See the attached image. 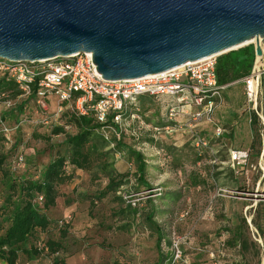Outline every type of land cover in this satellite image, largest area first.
<instances>
[{"label": "rangeland", "instance_id": "obj_1", "mask_svg": "<svg viewBox=\"0 0 264 264\" xmlns=\"http://www.w3.org/2000/svg\"><path fill=\"white\" fill-rule=\"evenodd\" d=\"M259 44L264 67V41ZM261 91L256 109L263 119L247 102L243 83L234 81L224 87L220 106L224 102L229 106L220 108L222 116L213 114L224 132L219 138L207 137L204 148H196L182 130L155 133L148 125L170 122L161 115L160 102L141 98L139 115L147 126L137 119L119 140L112 132L104 134L110 150L106 161L122 175L123 183L106 190L107 175L97 162L90 169L67 166L70 176L58 186L55 205L46 211L52 223L30 241L37 249L48 239L59 241L62 248L51 253L44 246L36 255L20 253L17 264H54L56 259L65 264H155L161 255L165 257L162 264H264V238L257 232V223L264 228V82ZM23 98L14 99V106L4 111L9 131L0 132V156L6 157L5 167L14 177L37 172L64 150L63 133L50 135L48 140L41 135L55 126L75 131L64 116L71 110L65 105L59 110L53 94L45 108L35 96L25 99L21 111ZM160 101L176 102L177 98L164 95ZM211 122L195 125L209 127ZM97 131L101 135L108 130ZM116 141L143 155L145 179L151 188L138 184L135 164L114 149ZM236 147L248 150L249 155L243 165L231 167L228 149ZM128 194L134 203L123 198ZM2 196L0 184V203ZM210 240L215 241L213 245L206 244ZM177 241L181 257L175 259Z\"/></svg>", "mask_w": 264, "mask_h": 264}, {"label": "water", "instance_id": "obj_2", "mask_svg": "<svg viewBox=\"0 0 264 264\" xmlns=\"http://www.w3.org/2000/svg\"><path fill=\"white\" fill-rule=\"evenodd\" d=\"M264 41V0H0V58L91 53L105 79L155 74Z\"/></svg>", "mask_w": 264, "mask_h": 264}, {"label": "built area", "instance_id": "obj_3", "mask_svg": "<svg viewBox=\"0 0 264 264\" xmlns=\"http://www.w3.org/2000/svg\"><path fill=\"white\" fill-rule=\"evenodd\" d=\"M207 56L196 62H186L178 69H168L163 72L145 76L109 80L93 71L94 65L91 53L82 51L69 56H59L38 61H11L0 58V74L11 80L19 91L17 96H11L0 91V127L3 133L9 131L4 123V111L12 108L14 99L34 95L37 104L45 108L49 94L58 100L59 110L68 106L75 115H91L99 125L98 130L107 129L101 134L109 140L108 132L115 134L119 140L120 134L126 130L132 121H140L138 99L142 96L151 97L162 103L160 97L175 96L176 102L165 101V118L170 123L164 125H148L156 133L172 130H182L192 138L196 148L208 146V138L201 136L195 129V123L206 120L211 122L216 108L221 104V91L225 86L218 85L216 77V57ZM247 102L255 110L259 118L263 116L256 109L261 84L264 82V67H253L251 72L242 79ZM183 116V120H179ZM47 121L44 119L43 121ZM224 132L223 127L215 126L213 137L219 138ZM136 137L139 135L135 133ZM248 150L241 148L228 149L231 167L243 165L248 158ZM16 160L22 161L17 155ZM130 194L123 195L128 202ZM37 200H42L38 196ZM174 257H181L178 241L174 243Z\"/></svg>", "mask_w": 264, "mask_h": 264}, {"label": "trees", "instance_id": "obj_4", "mask_svg": "<svg viewBox=\"0 0 264 264\" xmlns=\"http://www.w3.org/2000/svg\"><path fill=\"white\" fill-rule=\"evenodd\" d=\"M254 61L255 53L252 44L218 55L215 66L218 85L226 86L241 80L251 72L253 64L255 65ZM0 91L11 96L19 94L15 84L3 74H0ZM30 96L34 97V95ZM30 96L20 99L19 108L22 107L20 110H23L22 102L25 99H30ZM143 97L146 96L138 99L139 108V100ZM160 105L162 107L161 115L165 117L164 104L160 103ZM64 116L67 117V122L75 127V131L66 132L63 127L55 126L49 134L41 135L43 139L48 140L50 135L63 133L64 150L57 152L37 172L23 173L14 177L8 166L5 167L6 157L0 156V184L3 188L0 203V260L4 264H17L20 253L28 256L36 255L44 246L51 253L62 248L59 241L48 239L45 245L37 249L38 247L30 241L33 240L38 230H45L52 223L46 211L55 205L58 186L70 176L66 170L67 166L73 169H90L97 162L96 165L107 175L106 190L116 189L123 183L122 175L115 169L109 168L110 163L106 161V157L110 153V150L107 149L108 141L98 133L99 125L93 117L91 115H75L72 112L66 113ZM0 132L3 133L1 127ZM114 149L127 155L130 161L135 164L138 184L147 189L151 188L145 179L146 163L143 155L122 141H116ZM38 196H42V200H37ZM257 227L260 233H264L261 224L257 223ZM164 259L165 257L161 255L155 264H162ZM54 264H65V262L62 259H56Z\"/></svg>", "mask_w": 264, "mask_h": 264}, {"label": "crops", "instance_id": "obj_5", "mask_svg": "<svg viewBox=\"0 0 264 264\" xmlns=\"http://www.w3.org/2000/svg\"><path fill=\"white\" fill-rule=\"evenodd\" d=\"M256 60V59H255ZM255 66V65H254ZM241 83H243L242 82V80H239ZM230 85V84H229ZM226 86H228V85H226ZM225 86V87H226ZM221 103H222V101H221ZM220 106V105H219ZM226 106H229V104H226V102H224L220 107H218L217 109H216V111H215V113H214V116L215 115H217V114H220V108H223V107H226ZM226 112H228V113H231L232 111L231 110H226ZM220 116H222L221 114H220ZM227 116V115H226ZM183 120V116H179V120ZM216 120H215V118H213V121L211 122V125L208 127L207 125H204L203 123H201V124H198V125H195V129L198 131V133L201 135V136H203V137H208L209 139H213L214 137H213V129H214V127L215 126H217V124L218 123H216L215 122ZM232 126H233V124H232ZM206 129H205V128ZM212 127V128H211ZM209 128V129H208ZM203 129H205V130H203ZM205 131H207V132H205ZM226 132V131H225ZM251 146V145H250ZM237 148V147H236ZM262 177V174L260 175V178ZM261 180V179H260ZM257 230V229H256ZM257 232H258V234L259 235H261L260 237H261V239L262 238H264V233H260V231H258L257 230ZM214 240H210L209 242H206V244H209V245H213L214 244ZM264 242V241H263ZM239 244V243H238Z\"/></svg>", "mask_w": 264, "mask_h": 264}, {"label": "bare ground", "instance_id": "obj_6", "mask_svg": "<svg viewBox=\"0 0 264 264\" xmlns=\"http://www.w3.org/2000/svg\"><path fill=\"white\" fill-rule=\"evenodd\" d=\"M212 56H214V55H212ZM198 61V60H197ZM191 62H196V61H191ZM261 61H260V56H258L257 58H256V60H255V67H261ZM181 67H183V64L182 65H179V66H176V67H174L173 69H178V68H181Z\"/></svg>", "mask_w": 264, "mask_h": 264}]
</instances>
